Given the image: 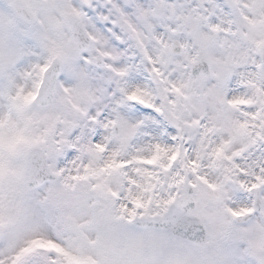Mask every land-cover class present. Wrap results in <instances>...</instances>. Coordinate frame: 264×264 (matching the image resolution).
<instances>
[{
	"label": "snow or ice",
	"instance_id": "1",
	"mask_svg": "<svg viewBox=\"0 0 264 264\" xmlns=\"http://www.w3.org/2000/svg\"><path fill=\"white\" fill-rule=\"evenodd\" d=\"M0 264H264V0H0Z\"/></svg>",
	"mask_w": 264,
	"mask_h": 264
}]
</instances>
